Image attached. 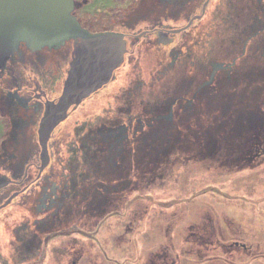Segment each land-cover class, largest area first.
<instances>
[{
    "label": "flooded vegetation",
    "instance_id": "af4514ba",
    "mask_svg": "<svg viewBox=\"0 0 264 264\" xmlns=\"http://www.w3.org/2000/svg\"><path fill=\"white\" fill-rule=\"evenodd\" d=\"M80 1L74 0L72 15L83 26L86 16L79 18L76 15ZM141 1L122 0L121 10L127 11L131 18ZM185 1L195 3L197 0H158L157 4L177 8L184 6ZM206 16L211 32L203 43L194 41L193 46L175 43L177 35L205 20ZM125 18L130 19L127 15ZM116 20L99 31L83 28L91 33L124 36L126 53L118 68L125 64L128 56H133L138 66L140 55L149 46L161 50L160 57L154 56L145 75L135 79V86L128 93L130 106L125 112L132 115L136 112V130L131 136V120H125L122 115L113 120L98 117L94 122L77 125L74 137L67 143L68 157L64 158L61 171L55 173L58 181L51 185L47 181L48 170L56 158L52 138L61 123L68 120L79 105L72 107L66 119L52 130L45 147L40 125L47 104L57 101L61 94L56 86L59 82L64 85L68 76L73 41L58 49L44 48L36 52L29 51L21 43L6 68L0 70V117H5L4 121L0 119V123L6 122L8 128V133L4 131L0 140V264H32L38 258H41L40 264H79L82 255L74 258L68 255L72 241L84 238L80 235L84 234L88 224L85 215L99 210L103 201H134L131 194L133 185L137 184L132 180L135 160L138 159L139 163L154 162L169 149L175 152L181 146L175 143V139L167 147L162 146L166 132L160 130L158 123L160 119L165 124L174 121L177 108L187 112L195 104H203L202 108L208 106L210 101H218L222 95L227 103H232L240 93L253 94L258 99L257 104L247 107L241 106L239 100L235 103L236 110L243 112L239 119L253 125L251 135L257 139L253 133L264 122V0H202L200 8L179 27L163 22L141 26L138 31L130 32L122 29L125 19L119 23ZM116 70L111 81L117 77ZM247 89L255 90L243 91ZM26 110L36 117L34 124L39 153L24 163L18 175L6 166L9 160L16 158L7 147L18 141L19 113ZM145 112L147 117L143 115ZM196 120L193 119L194 122ZM244 124L242 128H236L242 139L248 138ZM182 133L185 131L179 128L177 138L182 137ZM242 145L244 143L240 149ZM148 146L151 149L144 150ZM242 152L252 155L246 159L249 162L259 155H254L253 151ZM239 159H243L241 155ZM139 168L145 176V168ZM10 186L13 190L4 198L3 190ZM35 192L37 198L33 208L24 210V206L17 203L18 198ZM141 196L142 200H147V190ZM24 232H30L32 236L26 238ZM3 234L8 237L4 239ZM213 237L214 233L208 232L198 239L204 243ZM167 258L169 260V255L156 254L148 264H175Z\"/></svg>",
    "mask_w": 264,
    "mask_h": 264
},
{
    "label": "rangeland",
    "instance_id": "374dc122",
    "mask_svg": "<svg viewBox=\"0 0 264 264\" xmlns=\"http://www.w3.org/2000/svg\"><path fill=\"white\" fill-rule=\"evenodd\" d=\"M121 1L81 0L76 15L79 18L86 16L82 23L89 31H99L115 19L118 23L125 19L122 29L130 32L138 31L141 26L163 22L179 27L200 8L202 0L195 3L185 1L184 6L177 8L159 5L158 0H142L131 18L127 11L121 10ZM126 15L130 19L125 18ZM210 32L206 16L205 20L177 35L175 43L186 46H193L194 41L203 43ZM153 40L150 39L151 42ZM160 55L161 50L149 46L140 55L138 66L134 57L128 56L125 64L116 70V79L97 94H92L68 120L61 123L52 138L56 158L51 170H48L49 185L58 181L55 173L61 171L62 162L68 157L67 143L74 137L77 125L94 122L98 117L113 120L122 115L125 120H131L130 134L133 135L138 119L136 112L133 115L125 112L130 106L128 93L135 86V79L145 75L154 56ZM162 62L165 63V60ZM158 69H162L161 66ZM56 87L61 96L63 82ZM235 100L247 107L258 102L255 95L243 93ZM235 100L227 103L222 95L218 101H210L203 108V104H195L187 112L177 108L174 121L165 124L160 119V130L166 132L162 146L167 147L168 143L174 142L179 128L185 131L181 134L185 141L180 142L181 146L175 152L169 149L157 161L139 163L136 159L132 180L137 184L133 185L131 194L135 200L103 201L99 210L86 214L84 218L88 224L84 234L80 235L84 238L72 241L68 256L82 255L79 264H148L156 254L169 255V260L175 264H264V158L258 155L255 161L249 162L246 159L252 155L248 156L238 146V142L240 146L244 143L245 150L253 151L254 155L264 154V140L257 142L251 135L252 129L247 132L249 139H242V135L238 139L234 131L229 133L230 126H234L243 115L242 111L236 110ZM143 115L147 117L148 113ZM19 117L18 141L7 147L16 158L6 163L18 175L24 163L36 158L39 153L35 115L26 110L20 112ZM194 118H197L195 122ZM0 119L4 121L5 117ZM260 128L257 138L260 131L264 137V122ZM4 131L8 133L6 122L0 123V140ZM229 136L235 141L229 140ZM191 139L197 142L191 143ZM149 149L150 146L144 150ZM239 155L244 160L239 159ZM131 167L132 164L129 170ZM139 167L145 168V176L140 173ZM12 190L11 186L5 188L4 198ZM145 190L148 197L142 200L141 194ZM37 192L20 196L17 203L29 211L34 206ZM208 232H213L215 237L202 243L198 237ZM24 235L28 238L32 233L24 232ZM6 236L2 235L4 239ZM166 260L169 261L168 258ZM40 261L41 258H38L32 264H40Z\"/></svg>",
    "mask_w": 264,
    "mask_h": 264
},
{
    "label": "water",
    "instance_id": "95a60500",
    "mask_svg": "<svg viewBox=\"0 0 264 264\" xmlns=\"http://www.w3.org/2000/svg\"><path fill=\"white\" fill-rule=\"evenodd\" d=\"M74 0H0V70L20 44L36 52L73 41V57L60 98L47 104L40 125L45 144L69 110L105 87L126 53L124 36L91 33L72 15Z\"/></svg>",
    "mask_w": 264,
    "mask_h": 264
},
{
    "label": "bare ground",
    "instance_id": "6f19581e",
    "mask_svg": "<svg viewBox=\"0 0 264 264\" xmlns=\"http://www.w3.org/2000/svg\"><path fill=\"white\" fill-rule=\"evenodd\" d=\"M246 122V120H240V119H238L237 121H236V123H235V125L234 126H230V128H229V133L231 132V131H234L236 134H237V138L239 139L240 138V136H241V134H238V130L236 129V128H242V126H243V124ZM204 132V131H203ZM201 135H203V133H201ZM229 140H233V141H235V139H232V137L231 136H229ZM185 141V139L183 138V137H179V138H176L175 139V143H180V142H184ZM190 142L191 143H196L197 141L196 140H193V139H191L190 140ZM238 146H240V143L238 142ZM245 148L246 147H244L243 145H242V147H241V149L240 150H243V151H245V152H248L249 151V149H247V150H245ZM239 152H237V154H238ZM257 158V157H252V161H255V159Z\"/></svg>",
    "mask_w": 264,
    "mask_h": 264
},
{
    "label": "trees",
    "instance_id": "16d2710c",
    "mask_svg": "<svg viewBox=\"0 0 264 264\" xmlns=\"http://www.w3.org/2000/svg\"><path fill=\"white\" fill-rule=\"evenodd\" d=\"M262 125V124H261ZM244 127H245V129L246 130H249V129H253V125L251 124V123H249V122H246L245 124H244ZM259 130H261V128H260V126H259V128L256 130V132H254L253 134H254V136H256L257 137V132L259 131ZM261 133H260V136H258V138L256 139V140H258L257 142H260L261 143V141L262 140H264L263 138V133H262V131H260ZM119 134H121V132L119 133ZM257 154H259V157L261 158H264V154H261V153H257ZM259 158V159H260ZM249 159V158H248ZM248 166H250V164L248 165Z\"/></svg>",
    "mask_w": 264,
    "mask_h": 264
}]
</instances>
